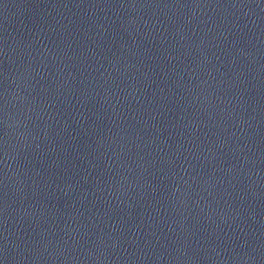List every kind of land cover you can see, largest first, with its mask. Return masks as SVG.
I'll return each instance as SVG.
<instances>
[{
    "label": "water",
    "instance_id": "obj_1",
    "mask_svg": "<svg viewBox=\"0 0 264 264\" xmlns=\"http://www.w3.org/2000/svg\"><path fill=\"white\" fill-rule=\"evenodd\" d=\"M0 264H264V0H0Z\"/></svg>",
    "mask_w": 264,
    "mask_h": 264
}]
</instances>
